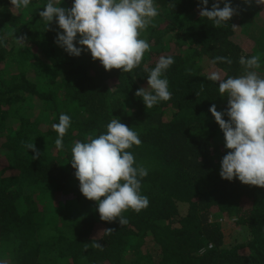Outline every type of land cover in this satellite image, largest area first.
Here are the masks:
<instances>
[{"label":"trees","instance_id":"1","mask_svg":"<svg viewBox=\"0 0 264 264\" xmlns=\"http://www.w3.org/2000/svg\"><path fill=\"white\" fill-rule=\"evenodd\" d=\"M47 2L13 9L0 0V264H264V189L221 178L228 150L209 108L223 111L227 96L208 79L213 71L242 75L240 57L257 54L264 78V5L223 0L237 14L215 27L200 17V0H154L155 26L141 34L150 49L123 73L57 46L62 30L55 20L47 29L38 15ZM60 3L71 8L74 0ZM161 56L174 59L163 77L172 96L147 109L135 92ZM218 56L231 65L213 66ZM61 114L71 124L57 149L52 125ZM113 118L138 133L141 144L127 151L148 172L141 194L149 205L122 213L124 226L100 220L70 164L74 142L106 133ZM25 143L35 144L38 159Z\"/></svg>","mask_w":264,"mask_h":264},{"label":"clouds","instance_id":"2","mask_svg":"<svg viewBox=\"0 0 264 264\" xmlns=\"http://www.w3.org/2000/svg\"><path fill=\"white\" fill-rule=\"evenodd\" d=\"M221 2L223 0H215L209 9L208 0H200V17L213 21L215 27L229 22L237 9L230 2H224L221 8ZM245 2L250 5L253 0ZM254 2L264 5V0ZM10 3L13 9H21L27 8L31 0H10ZM60 4V0H48L38 15L47 29L55 20L62 30L57 33L55 43L69 56L79 57L82 52H90L93 61H99L108 72L117 69L129 73L141 65L150 49L141 34L149 26H155L153 21L159 14L154 0H74L71 8L60 7ZM26 39L23 35L15 36L20 47L25 45ZM219 62L231 65L232 60L218 56L211 61L213 66ZM173 64L171 56H161L149 71L147 87L136 90L135 96L142 98L147 109L171 99L169 81L163 77ZM239 64L244 72L238 77L224 79L219 71L211 72L208 77L218 82L220 94L227 96V107L223 111H218L215 104L209 108L223 132L224 146L228 150L221 160L220 176L226 181L238 179L243 185L264 189V78L255 71L261 67V57L258 54L250 58L241 56ZM70 124V116L61 114L59 122L52 125L57 133V149L63 147ZM140 144L133 128L113 118L107 124L106 133L95 138L89 134L86 141H75L71 148L70 164L79 181V191L87 200L96 202V211L103 222L118 220L124 226L128 220L122 213L128 210L139 213L149 205L148 198L141 194V180L147 176V169L142 165L134 166L135 158L127 151ZM24 147L35 153L32 160L40 157L34 143H25ZM114 231L103 230L107 234ZM87 247L85 244V250ZM92 247L103 249V245L95 241Z\"/></svg>","mask_w":264,"mask_h":264},{"label":"rangeland","instance_id":"3","mask_svg":"<svg viewBox=\"0 0 264 264\" xmlns=\"http://www.w3.org/2000/svg\"><path fill=\"white\" fill-rule=\"evenodd\" d=\"M99 234H101V232L98 233V235H99ZM153 248H154V247H153L152 243L148 241V243H147L146 246H145V249L151 251V250H153ZM154 254H155V253H154Z\"/></svg>","mask_w":264,"mask_h":264}]
</instances>
